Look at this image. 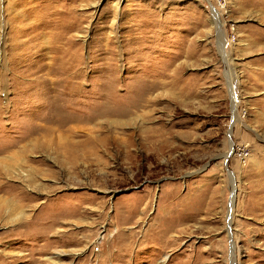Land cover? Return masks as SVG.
<instances>
[{
  "label": "rangeland",
  "instance_id": "1",
  "mask_svg": "<svg viewBox=\"0 0 264 264\" xmlns=\"http://www.w3.org/2000/svg\"><path fill=\"white\" fill-rule=\"evenodd\" d=\"M0 210V264H264V0H0Z\"/></svg>",
  "mask_w": 264,
  "mask_h": 264
},
{
  "label": "bare ground",
  "instance_id": "2",
  "mask_svg": "<svg viewBox=\"0 0 264 264\" xmlns=\"http://www.w3.org/2000/svg\"><path fill=\"white\" fill-rule=\"evenodd\" d=\"M217 15H215V17H216ZM14 206V205H13ZM2 210H0V219L3 217V215H2V212H1ZM16 211V210H15ZM23 212V211H22ZM2 216V217H1ZM6 217V216H5ZM9 219V218H8ZM8 219L6 218V221H8ZM11 219V218H10Z\"/></svg>",
  "mask_w": 264,
  "mask_h": 264
}]
</instances>
